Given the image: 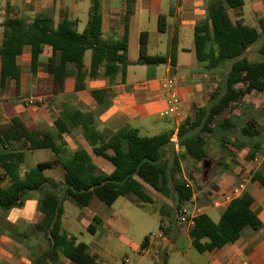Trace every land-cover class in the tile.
I'll use <instances>...</instances> for the list:
<instances>
[{
    "label": "trees",
    "instance_id": "16d2710c",
    "mask_svg": "<svg viewBox=\"0 0 264 264\" xmlns=\"http://www.w3.org/2000/svg\"><path fill=\"white\" fill-rule=\"evenodd\" d=\"M134 0H126L125 25L133 12ZM229 8L239 15L243 0H225ZM101 0H90L88 20L85 28L78 32L73 21L53 19L41 13L27 22L15 16H5L1 22L3 40L0 46V85L7 78L18 79L19 67L16 56L21 45H29L31 59L29 70L35 74L40 67V47L49 46L51 53L45 59L43 68L51 81L50 93L64 90L65 80L72 77L74 90L84 89V79L99 75L113 77L120 72L125 79L127 60V36L121 40L102 39ZM163 19L160 17V25ZM196 59L208 69H215L220 80L216 90L209 94L208 101L192 107L191 117L179 123L177 146L170 141L172 131L146 136L137 128L123 125L114 132L99 131L94 126V114L78 109H61L55 120L59 128L55 138L49 132H39L27 126L14 116L9 123L0 125V168L10 176V183L0 187V211L24 206L26 194L42 192L40 212L42 220L19 234L22 241L35 233L37 243L26 246L30 264H61L65 257L74 264H101L83 242L68 235L61 227L63 201L69 200L77 207L88 206L93 198L110 206L126 194H133L140 202L152 203L151 189L168 197L174 195V208L179 212L187 206L192 196L190 183L182 175V165L202 161L208 157V137L216 140L220 149L235 162V154L229 148L248 147L244 156L251 160L262 150L264 127L253 118L225 115L232 105L239 103L252 90L264 88V60L251 61L244 54L247 48L256 46L264 55V18L258 20V28L243 24L240 19L232 21L221 7H212L207 18L194 27ZM176 40H172L175 52ZM91 51L89 69L84 68L83 55ZM163 55L145 56L139 64H161ZM102 69V71H100ZM104 90H93L91 95L101 103ZM79 128L93 146V153L105 158L113 165L111 173L97 169L89 153L84 149L68 152L60 131ZM49 148L56 157L41 161L24 172L20 178L18 167L23 162V149ZM264 162V160H263ZM59 164L63 169V181L57 182L46 177L43 170ZM264 186V179L256 175ZM151 188V189H150ZM252 197L246 191L233 198L226 206L218 221L206 213L194 217L189 230L191 246L198 253L211 251L234 242L244 227L256 229L260 225L251 209ZM100 222L93 216L87 226L94 233ZM161 229V225L159 226ZM145 236L141 248H145ZM42 243V244H41ZM25 244V243H24ZM32 249V250H31Z\"/></svg>",
    "mask_w": 264,
    "mask_h": 264
},
{
    "label": "crops",
    "instance_id": "0c3cea01",
    "mask_svg": "<svg viewBox=\"0 0 264 264\" xmlns=\"http://www.w3.org/2000/svg\"><path fill=\"white\" fill-rule=\"evenodd\" d=\"M89 6L90 0H0V24L7 15L29 22L36 14L41 13L50 16L55 24L67 18L73 21L77 31L81 32L87 24ZM212 7H221L232 21L240 19L243 24L255 28H258V20L264 18V0H243L239 15L235 9L227 6L225 0H134L133 12L125 25L126 0H101L102 39L113 41L127 36L126 56L129 64L125 79L121 80L120 72L112 78L102 75L86 77L84 89L76 91L73 88L74 81L69 77L65 80L64 90L52 94L49 75L43 68L45 59L51 53L49 46L40 47V67L32 74L29 70L31 48L29 45H21L16 56V64L19 67L18 79L7 78L4 86L0 85V125L7 124L12 117L18 116L25 125L35 127L39 132H49L55 138L59 132L55 120L59 111L66 108L92 112L94 126L99 131L114 132L123 125H129L137 128L139 134L141 129L148 133L140 135L150 136L167 131H172L171 134L176 135L179 123L191 117L194 105L200 106L208 101L209 94L216 90L220 80L218 72L199 63L195 54L194 27L206 21L207 11ZM160 17L163 19L162 25ZM174 37L176 49L172 52ZM2 40L0 25V46ZM87 54L89 61L85 62ZM90 55V50L84 52L85 69H89ZM152 55H163L166 61L157 65L137 62L145 56ZM166 76L173 77L176 81V93L180 100L177 119L160 115L166 103L159 80ZM93 90H104L103 95L99 97L101 103L91 95ZM37 96H41L44 101L39 104L29 103V98ZM235 105L234 115L251 117L264 127V88L252 90ZM60 134L68 152L84 149L98 170L106 174L112 172L113 165L93 153V146L79 128L63 129ZM229 148L235 154V162H231L229 157H225L222 162L221 155L218 154L219 149H215L207 153L217 156L216 165L213 161L202 165L198 163L199 161H193L190 162V166H185L186 170L182 165V175L192 188V196L187 207L190 210L196 209V214L206 213L215 222L219 220L233 198L244 191L251 195V209L259 219L260 225L256 229L244 227L239 237L232 243L194 255L190 253L193 249L189 234L191 228L185 226V231H180L177 236L172 237V241L161 237L163 232L160 231L153 238H148L145 248H141V244L124 236L126 231L124 227L131 224L126 205L124 210L119 212L112 207L113 203L109 207L111 208L109 213L97 215L89 208L93 201L88 206L79 208L71 201L64 200L61 227L68 235L75 237L76 242L85 243L101 264L128 262L126 256L120 258L116 255L117 250L124 244L131 252L137 253L138 258L134 264H147L145 258L149 250L159 244L162 248L166 243L167 246L172 245L176 257L173 259L175 264L182 263L183 259H187L189 264H264V186L254 178L258 175L264 179V143L259 154L251 160L244 158L250 151L248 147L234 148L229 145ZM38 150L50 149H23V162L17 169L20 178L25 171L41 162H28V156ZM176 152H179L178 146ZM50 154L51 158L47 160L56 157L51 150ZM185 171H191L195 180L201 174V181H192ZM43 174L57 182L63 181V169L59 164L43 170ZM9 183L10 176L0 168V187L4 188ZM149 195L154 201L151 191ZM124 196H128L131 202L141 205L133 194ZM213 196H220V199L229 196L231 199L222 200L215 206L211 203ZM41 199L42 192H29L26 194L23 207L0 211V264L31 263L28 256L30 250L26 246L37 243L36 235L31 234L24 242L19 234L41 222ZM96 206L100 207L98 203ZM93 216H98L100 222L95 232L89 233L87 226ZM117 231L122 232L120 239L123 243L120 245L114 243ZM188 255L190 258H187ZM60 262L74 264L65 257L61 258Z\"/></svg>",
    "mask_w": 264,
    "mask_h": 264
},
{
    "label": "rangeland",
    "instance_id": "374dc122",
    "mask_svg": "<svg viewBox=\"0 0 264 264\" xmlns=\"http://www.w3.org/2000/svg\"><path fill=\"white\" fill-rule=\"evenodd\" d=\"M244 54H246L248 59L251 61L264 60V55L258 53V51L256 50V46L247 48ZM84 59L85 62H88L89 55L87 54ZM233 110H236V105H232L228 110V112H225V115H231L233 113ZM260 113L258 114V116L262 114ZM140 134H148V133L145 131V129H141ZM215 149L216 150L219 149L218 154L220 153L222 162H224L223 160L225 159V157L226 158L229 157L220 149V145L216 140H214L212 137H208L206 144L207 152L211 153ZM50 158H51L50 150H38L35 151L34 154L28 156V162L42 161ZM215 158H217V156L208 155L206 159L199 161L198 163L202 165L205 162L209 164L213 161L214 162L213 164L216 165ZM95 162L98 164L97 161ZM190 165H191L190 163H188L187 165L183 164L184 170H186L185 166L188 167ZM186 174L188 177L191 178V180L193 179L192 181L195 180L194 176L191 174V171L186 172ZM201 179H202L201 174H199L197 180L195 181L200 182ZM150 191L154 197V201L152 203H143L141 205H137L131 202L128 196H120L112 205V207L119 212H122V210H124L123 209L125 207L124 205H126V208H128L129 219L131 221V224L128 225L127 227H124L126 230L124 232V236L130 241L141 244L145 236H147L148 238H153L154 235H157L160 233V231H162L163 233L161 237L167 238L172 241V237L177 236L180 233V231H185L184 229L186 226L184 223L180 222L178 218L179 215L178 211L174 208V195L173 193H171L168 197H165L162 194L157 193L153 189H151ZM130 197H134V196H130ZM92 201L93 202L91 206H89V208L93 209L97 215L109 213L111 209L109 207L111 205L107 206L104 203L100 202L97 198H93ZM96 203H98L100 207H97ZM71 205L75 207L74 204L71 203ZM160 225L162 227L161 229L159 228ZM121 233L122 232L120 231L116 232V235L114 237V243H117L119 245L123 243V241L120 239ZM161 246L162 245L159 244L157 247H153L149 250V253L146 255L145 258L147 264H165V263L175 264V260L173 259H175L176 257L173 253L174 251L172 249V245L167 246L166 243L162 248ZM190 253H193L194 255H198L197 251H195L194 249H192ZM116 255H118L120 258H123L124 256L128 258V262H125L124 264H134V262L138 258L137 253L131 252L126 244L122 245L117 250ZM187 258H190V256L188 255ZM178 264H189V263L187 259H183L182 263H178Z\"/></svg>",
    "mask_w": 264,
    "mask_h": 264
},
{
    "label": "built area",
    "instance_id": "2783aa9c",
    "mask_svg": "<svg viewBox=\"0 0 264 264\" xmlns=\"http://www.w3.org/2000/svg\"><path fill=\"white\" fill-rule=\"evenodd\" d=\"M159 86L162 90V94L165 98V109L160 112L161 116H172L175 119L179 118V97L176 93V81L173 77L166 76L159 80ZM29 103L39 104L44 101L41 96L31 97L28 99ZM170 141L177 146V133H172L170 135ZM231 198L229 196L223 197L220 199V196H213L211 203L215 206H218L222 200L229 201ZM196 209L190 210L187 206H184L178 212V218L180 222L184 223L187 227L192 228L194 225V217L196 216Z\"/></svg>",
    "mask_w": 264,
    "mask_h": 264
}]
</instances>
